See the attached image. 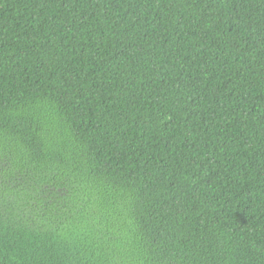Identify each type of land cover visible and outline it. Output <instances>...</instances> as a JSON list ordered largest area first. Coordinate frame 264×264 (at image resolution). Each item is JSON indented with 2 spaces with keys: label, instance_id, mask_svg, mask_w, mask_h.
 Returning a JSON list of instances; mask_svg holds the SVG:
<instances>
[{
  "label": "trees",
  "instance_id": "trees-1",
  "mask_svg": "<svg viewBox=\"0 0 264 264\" xmlns=\"http://www.w3.org/2000/svg\"><path fill=\"white\" fill-rule=\"evenodd\" d=\"M0 264H264V0H0Z\"/></svg>",
  "mask_w": 264,
  "mask_h": 264
}]
</instances>
